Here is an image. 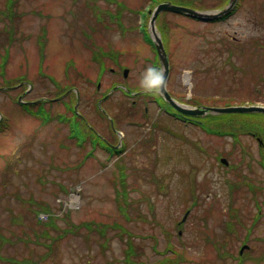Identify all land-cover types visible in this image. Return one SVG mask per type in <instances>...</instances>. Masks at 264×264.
<instances>
[{
    "label": "rangeland",
    "instance_id": "obj_1",
    "mask_svg": "<svg viewBox=\"0 0 264 264\" xmlns=\"http://www.w3.org/2000/svg\"><path fill=\"white\" fill-rule=\"evenodd\" d=\"M92 1L101 9L98 16L83 0L71 5L73 27L67 20L72 13L62 15L70 0H13L11 17L0 20V29L9 21L15 30L11 43L0 30V117L8 124L0 130V264H135L132 258L155 264L166 254L175 256L173 250L182 255L176 264H236L245 237L244 251L264 255V149L250 133H209L152 98L139 97L146 116L140 110L131 114L136 110L129 105L135 96L131 87H139L145 68H158L155 51L139 30L141 24L149 28L151 1ZM214 1L203 3L212 8ZM118 2L125 6L120 12ZM236 6L214 22L166 14L171 63L166 88L179 102L194 106L186 102L191 95L201 105L264 102V0H238ZM44 9L57 22L48 35L37 17ZM80 28L90 30L91 38ZM101 51L110 53L105 61H92ZM115 80L134 94L111 87ZM17 94L51 117L43 123L25 112ZM73 94L92 131L118 142L123 151L111 154L88 137L82 145L68 137ZM222 114V120H245L264 138L260 117ZM155 117L167 126L152 131ZM120 170L124 177L118 183L113 177ZM73 190L77 202L69 198ZM229 202L238 209L230 234L225 230H232L226 223ZM41 203L57 215L65 212L48 233L30 210ZM103 224L104 234L97 226ZM214 239L226 243L220 250H231L232 258L219 257Z\"/></svg>",
    "mask_w": 264,
    "mask_h": 264
},
{
    "label": "trees",
    "instance_id": "obj_2",
    "mask_svg": "<svg viewBox=\"0 0 264 264\" xmlns=\"http://www.w3.org/2000/svg\"><path fill=\"white\" fill-rule=\"evenodd\" d=\"M171 1L176 2V3L185 4V5H189V6H193V7L195 6V7H198V8H206V6L203 3L204 0H171ZM225 1L226 0H215L214 1L215 3L213 5V7L220 6L223 3H225ZM208 8H211V7H208ZM164 19H165V17L163 15H159L157 17L156 23H157V26L159 27V29H162V32H163L164 36H168V34L170 32L168 30V28H170V27H169V24ZM4 29L8 30L9 32L12 31V29H9L7 26H5ZM95 56H96V54L94 52L93 58L95 60H97V61H99L101 59L100 57H98V55H97V57H95ZM229 61H231V60H229ZM100 64H102V62H100ZM233 67L237 68L235 66H233ZM143 95H149V94L145 93ZM75 101H76V97H75V95H73V99H72V103L71 104L73 105L75 103ZM129 105H130V108L133 107V106L135 107L136 103L131 102V104H129ZM142 111H143L144 114L146 113L144 109H142ZM231 114L234 115V116L246 115V116L249 117L250 121H251L252 117L258 116V117H260L259 124H262V125L264 124V114L263 113H231ZM222 115H224V114H207V115L203 116L202 120H203V123L205 125V128H207L209 131H212V132L218 130L219 133H221V134L222 133L223 134H232L234 137H237L238 135H236V134H238L240 132H242V133L243 132L244 133H250L251 131H253L256 135H259V136L262 135V134H260V132L257 129L249 130L247 124H245L246 123L245 120H243V121H241L239 123H238V121L233 120V118L231 120L229 117H225V120H222V118H223ZM223 122H224L223 127H221V126L218 127L217 126L218 124L220 125ZM151 125H152V129H151L152 131L155 130L156 128H161L162 129V128H164L166 126L158 118L154 119ZM82 127L84 129H86L87 124L85 122L82 123ZM220 127L222 129H220ZM255 127L257 128V126H255ZM223 154H225V153H223ZM123 177H124V172H122L120 170V174L114 176L113 177V181L118 180V183H119V181L122 180ZM234 189H236V186H232L231 187V191L234 190ZM118 197H119V199H120V201L122 203L124 200L121 199L120 196H118ZM122 207H123V205H122ZM30 210L33 212L34 216H36V214H37V212L39 210L50 211L52 213L49 216L48 221H45V222H39L35 218V221L37 223L43 224V226H44V230H42L43 233H48L47 230H48V227H50V226H52L51 228L56 229L57 228L56 227L57 220L65 215V212L62 213L61 215H58V216L53 214V213H55L54 210L47 203H41L40 206L37 205L36 207H30ZM237 211H238L237 207L235 205H233V203L229 202L228 215L230 217H233L234 219L227 221V224L232 227V230L229 229L228 227L226 228V232H228V233H232L233 231H236V228H235L236 219L235 218H238L237 217V215H238ZM89 223L93 224L92 221H90ZM81 226H83V225H81L80 223L77 225L78 228H80ZM97 226H98V230H100L103 234L105 232V229H107V227H108V226L106 227L105 224H103V226H101V225H97ZM246 240H247V238L245 237L244 242H246ZM213 245H214V247L216 248V250H217V252L219 254L221 252L220 245L216 244L215 241H213ZM173 252H174L173 254H175V256H172L171 255L172 253L166 254L162 258H160L159 261L157 263H155V264H176L177 262L180 261L182 255H181V253H178V252H176L174 250H173ZM132 254H134V252H132ZM254 258H256V259H254ZM248 259L250 260V262H251V260L255 261V263L253 262L252 264H264V255L251 254L249 250H245L243 253H238L237 254L236 264H250V262L246 263ZM256 260H257V262H256ZM132 262L136 264L138 261L136 259L132 258Z\"/></svg>",
    "mask_w": 264,
    "mask_h": 264
},
{
    "label": "water",
    "instance_id": "obj_3",
    "mask_svg": "<svg viewBox=\"0 0 264 264\" xmlns=\"http://www.w3.org/2000/svg\"><path fill=\"white\" fill-rule=\"evenodd\" d=\"M236 0H229L228 3L222 7L221 9L214 11V12H205V11H199L190 7H186L183 5H176L171 3L170 1L167 2H162L159 3L157 5V7L154 10V13L152 15L151 18V24H154V20L157 16V14L160 11L163 10H170V11H175V12H185L187 14H190L192 16H196V17H201V18H214V17H218L221 16L223 14H226L227 12H229L231 10V8L234 6ZM156 50L159 56V60L160 63L162 65V70L164 72V77L166 79V76L168 74V57H167V53L164 49L163 43L160 39L157 40L156 42ZM124 74H127V69L124 70ZM161 91L164 92L166 98L169 100V102L177 109L183 111V112H187L190 114H197V113H204L206 110H212L214 112H262L264 113V106H260V105H229V106H223V107H203V108H198V109H186L180 105H178V103L172 99L170 97V95L167 93V91L165 90V87L163 86L161 88ZM223 162H226L225 158H222ZM185 218V217H184ZM247 245H243L240 248V251L243 250L244 247H246Z\"/></svg>",
    "mask_w": 264,
    "mask_h": 264
},
{
    "label": "clouds",
    "instance_id": "obj_4",
    "mask_svg": "<svg viewBox=\"0 0 264 264\" xmlns=\"http://www.w3.org/2000/svg\"><path fill=\"white\" fill-rule=\"evenodd\" d=\"M118 39V35L115 37ZM165 85V77L162 68L147 67L143 70L139 87L146 94H156Z\"/></svg>",
    "mask_w": 264,
    "mask_h": 264
},
{
    "label": "flooded vegetation",
    "instance_id": "obj_5",
    "mask_svg": "<svg viewBox=\"0 0 264 264\" xmlns=\"http://www.w3.org/2000/svg\"><path fill=\"white\" fill-rule=\"evenodd\" d=\"M70 1L71 2H70V4H69L68 7H65V6L63 7L64 8L63 11L64 12H68L69 15H70V12L72 13L71 14V19L70 20L68 19V24H69V26L73 27V23H74L73 22V16H74L73 13L75 11L74 10L72 11L71 5H72V7H74L75 0H70ZM45 16L48 18L47 22H44V20H43V18ZM37 17L41 20V22H40L41 29L42 30H45L46 31V35H48V33H50L53 30V29L50 28L51 27L50 24L54 21V19H53V13L51 11L45 10V9L44 10H39L37 12ZM45 31L43 32L44 35H45ZM45 37H48V36H45ZM50 38H51V36H50ZM110 145H111V143H110ZM224 245L226 247V243ZM220 254H221V256H219V257H221L222 260H227V257H231L232 258V251L229 250V249H227V248H225V251L224 252H221ZM224 264H228V263L225 262Z\"/></svg>",
    "mask_w": 264,
    "mask_h": 264
},
{
    "label": "bare ground",
    "instance_id": "obj_6",
    "mask_svg": "<svg viewBox=\"0 0 264 264\" xmlns=\"http://www.w3.org/2000/svg\"><path fill=\"white\" fill-rule=\"evenodd\" d=\"M156 34H157V33H156ZM184 74H185V78H186V80H187V79H188L189 72H188V71H185Z\"/></svg>",
    "mask_w": 264,
    "mask_h": 264
}]
</instances>
